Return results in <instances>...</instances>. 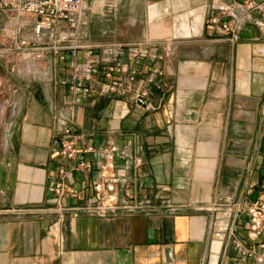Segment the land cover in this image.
<instances>
[{
	"label": "crops",
	"instance_id": "0c3cea01",
	"mask_svg": "<svg viewBox=\"0 0 264 264\" xmlns=\"http://www.w3.org/2000/svg\"><path fill=\"white\" fill-rule=\"evenodd\" d=\"M226 1H85L88 39L152 41L145 60L159 69L162 88L149 86L146 107L129 93L91 95L75 107L76 133L82 143L126 147L117 161L125 169L120 196L130 192L159 208L67 218L61 254L55 216L18 210L52 205L59 168L72 163L59 154L57 121L68 93L60 79L70 68L51 55L55 78L45 83L12 72L0 55V264L252 263L229 232L234 226L251 244L248 214L233 220L226 209L196 207L264 198V16L252 12L230 41L210 23L224 18L218 6ZM3 18L0 12V25ZM95 175L72 173L80 196L68 202L91 195Z\"/></svg>",
	"mask_w": 264,
	"mask_h": 264
},
{
	"label": "built area",
	"instance_id": "2783aa9c",
	"mask_svg": "<svg viewBox=\"0 0 264 264\" xmlns=\"http://www.w3.org/2000/svg\"><path fill=\"white\" fill-rule=\"evenodd\" d=\"M86 0H0V12L4 21L0 25V55L10 63V70L28 78L52 82L55 78L51 55L66 61L70 72L60 82L68 87L66 108L58 115L59 154L71 160L70 165L59 168L60 178L54 183L52 205L28 207L18 211L30 214L55 216L54 237L57 253L64 251L65 237L61 224L67 218L80 215L111 216L120 212L137 213L159 208L147 199H138L127 192L120 196L118 185L125 170L117 163L127 155V148L115 141L102 147L82 143L76 133L75 107L93 94H131L133 103L148 106L151 84L158 89L162 84L156 79L160 73L153 64L146 62L151 40L95 41L85 36ZM224 18L216 14L210 23L219 33L235 41L252 12L264 16V0H227L218 6ZM238 9L241 11L239 12ZM135 83L136 85L134 86ZM94 156L95 161L86 158ZM140 168L142 158L134 159ZM94 169L93 193L84 201L70 203L80 196L79 189L70 181L72 173H86ZM172 212L179 206L164 205ZM210 212L228 210L233 220L247 213V235L252 241L246 244L237 236L236 228L229 232L239 255L253 259L252 263L264 264V198L245 205L241 200L222 202L213 200L196 206ZM235 222V221H234Z\"/></svg>",
	"mask_w": 264,
	"mask_h": 264
},
{
	"label": "rangeland",
	"instance_id": "374dc122",
	"mask_svg": "<svg viewBox=\"0 0 264 264\" xmlns=\"http://www.w3.org/2000/svg\"><path fill=\"white\" fill-rule=\"evenodd\" d=\"M111 36H117V35H111Z\"/></svg>",
	"mask_w": 264,
	"mask_h": 264
}]
</instances>
